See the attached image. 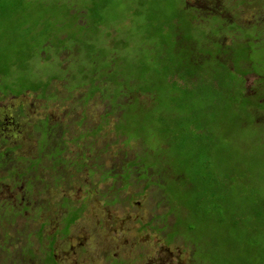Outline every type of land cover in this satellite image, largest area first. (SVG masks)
I'll use <instances>...</instances> for the list:
<instances>
[{
  "label": "rangeland",
  "instance_id": "rangeland-1",
  "mask_svg": "<svg viewBox=\"0 0 264 264\" xmlns=\"http://www.w3.org/2000/svg\"><path fill=\"white\" fill-rule=\"evenodd\" d=\"M55 1L57 0H0V82L3 84L10 82L25 90L31 87L30 83L33 84L37 79H43L45 84L49 82L48 78L51 76L61 79L59 81H53L52 85H49V98H44L40 95H38V98L37 94L29 92L22 96L11 97V95L6 97V99H0V106L3 108H12L13 106L12 110H17L23 105L22 107L25 109L23 113L8 112V119L4 117V113L2 116L0 115V120L6 118V123H9L8 128L10 131L7 132L5 130V133L11 138L8 144L11 146L7 148L6 151H0V169L4 165L1 164V161L4 157L6 158V155L10 154L13 157L16 156V158H14L15 163L12 162L11 167L10 164L5 165L7 168L10 167L8 169L9 175H0V184L8 180L12 181V179H15V181L26 179L28 180L26 183L27 185L30 180H34L32 183L36 184L37 181L43 182L39 177L40 174L42 177L45 176L49 179L48 174L50 170L52 175L59 176L66 171V168L77 164L74 160H69L70 164L67 165L64 160H62L64 158L60 157L67 141L68 144L65 147L67 149H64L66 157L74 158L76 155L83 156L85 153L86 164L88 166L97 165L96 170L99 171H95V174L92 176L93 184L96 186L95 189L97 191V193H95V199L100 202V205H104V201L113 202L115 198L116 201L118 199L121 200L122 202L116 204V208L113 209V211L117 210L114 215L123 217L126 213V209L129 207V201L127 204H124V201L130 198L131 193L141 192L146 182V179L143 178L144 176L142 178L139 177L143 172L139 173L141 170L136 171L135 168H133L132 173L129 174L130 176L127 183L130 184L128 190L124 188L125 183L119 178L127 173V171H125L126 166L123 168L122 165L126 164L128 160H133L135 153L138 152L140 147L135 146L131 152V148L123 143V138L115 135L111 130L116 123L115 117H112V119L104 124V131L99 130L100 124L103 123V114L108 111L106 101H103L102 96L99 94L95 96L94 99H89L86 104L87 106L84 108L82 102L83 92L80 89L71 92L69 87H67L69 86L68 81L62 79L65 78L68 73L74 72L73 75H76L77 70L80 68H87L88 70L89 65L87 62L83 64L82 67H79L77 63L83 54H75L71 51V48H69L74 45L72 39H74L73 36L76 35V26L80 17L75 10L77 11L79 7L82 6V4H80L82 0H58L60 3L64 1L68 4L75 2L76 7L72 15L65 14L64 12L60 13V8L58 6L53 7ZM189 1L188 4L191 3V5L196 7L201 5L202 11L200 14L192 13V10L186 11V7L184 6L186 0H107L106 2L109 9L107 13H105L104 24L101 25V27L96 26L97 20L94 23V19L90 18L89 27L92 28L94 26V29H98V34L95 38V44L98 45L96 49H104L102 45H104L109 52H111V49L118 48L119 50L117 52L123 54L129 61L136 59L138 56V58L154 56L155 58L162 57L166 59L169 51L165 48H148L147 45H161L162 41L160 37L162 34L163 36L170 35V38H175L177 37L176 35L180 33L179 28L182 29L181 31L183 34L188 28H193L192 32H190L192 37H190L189 40H192V42L197 41V44L200 46L198 47L200 49L197 50L202 53H207V48H209L207 46V44H209L207 37L201 38L202 40L195 37V31L193 32L195 26L193 22L199 26L196 28H201L202 31L204 29L207 30V21L203 22L199 19H201L202 16H206L207 18V13H209L207 11L211 9H209L207 5V0ZM214 1L216 2V0ZM73 5L74 4H72V6ZM101 6L106 5H96L97 10H99ZM131 6H134L136 9L139 8L141 14L129 11ZM50 9L52 11H50ZM44 10H48L46 12L49 13H43ZM181 11H184V13L181 14ZM238 11L240 15L238 19H241L239 23H243L244 21L247 22L251 19L250 6H241ZM127 12L128 14L125 15ZM263 16L264 12L261 17ZM204 18L202 20H204ZM261 21L264 22L263 20ZM155 25H158V27L155 28ZM210 30L215 33L218 31L214 27H211ZM109 33H111V39L109 38L108 40L106 37ZM107 41L108 43H106ZM171 42H174V40H171ZM115 44L119 45L116 47ZM124 45H127V47L124 48ZM61 48L68 49L69 54L64 53V51L62 54H59L58 51ZM19 49L31 50L26 60H20L22 59V55L19 54ZM46 54L48 55L47 58H45ZM255 54L258 59L259 51L256 50ZM52 57L55 59L62 57L64 65L56 66V64L61 63V61L53 60ZM205 65V67H207V61ZM63 67H65L64 70ZM225 76L226 80H233L235 78V75L232 73H229V76L228 74ZM28 80L30 81L29 84ZM254 81V76H249L247 78L248 92L254 90L257 86V83H254ZM70 84L71 88H73L76 84L75 80L74 82L71 80ZM237 90L241 91L242 88L239 87ZM47 114L51 115L50 124H48L52 128L51 131L57 133L58 136L65 135L66 141L60 137H55L56 135H52L53 137H51V134L46 129L43 130L46 126V121L40 120L45 119L44 117ZM38 124H41L40 131L36 129ZM15 126H19L21 132L18 133ZM11 132H13V134ZM7 134H5L6 137H9ZM13 139L19 141V150L15 151L16 144H13V142H15ZM72 140H74V142ZM188 149L189 147H183L180 148L178 152L185 154L188 158L190 155L193 156L194 153L190 152ZM225 151L223 161L220 163L223 172L225 173L226 171L229 176H233L234 179L240 180L242 184L246 183L247 177L251 176L252 178V185L249 184L251 186L249 188V194L245 193V191L248 190L245 187H243L244 191L239 190L238 194L244 200H247V195L252 196L250 202L252 200L255 201L254 198L256 197L257 191L264 198V149L257 146L249 148L233 146L229 149V152H227V150ZM215 152L216 150H210L207 153L212 155ZM177 156L178 155L174 153V160ZM221 156L219 157L220 159ZM206 159L207 155L205 154V156H202V160L204 161ZM199 162L201 161H197V163ZM72 163H74V165ZM98 166H100L101 169L103 168L104 171H100ZM198 167H200V163ZM217 167L220 168V166ZM107 169H111L113 171L111 174L116 175L115 183L112 182L111 179L108 181L100 180L101 173H104ZM86 172L87 170L85 171L83 169L80 174H75L74 178L85 179ZM119 174L120 176L117 177ZM161 175V173L157 174L152 172L147 176L153 183V185L146 188L147 198L145 203L148 205V212L154 215L155 213H166L168 210L167 202L163 201L162 195L165 196L168 204L170 203L169 206L172 212L175 211L177 213V226L173 236L175 237L180 234L182 238L184 237L183 240L185 239V241L195 244L197 246V252H195L196 257L199 258L203 264L212 263L210 262L211 257L209 255H216L214 249H217L218 253H221L220 256H218L220 260L217 264H260L259 255L254 253L252 248L245 246L255 241L254 236L257 228L254 224L248 227L242 223L237 232H232V230L230 232L224 231L221 234L215 232L213 227L215 219L207 223V214L206 221L202 219L199 220L195 215L196 210L201 211L200 215L202 218L205 217L204 213H207V196H205L207 192H202L201 183L195 181L194 187L191 182L186 183V185L190 187V190L185 191L183 184L186 180L182 181L184 183L181 182L180 184L179 181H172L174 180L173 176L167 177ZM6 176H8L7 179L5 178ZM11 176L12 179L10 178ZM175 176L177 177V175ZM45 177H43V179L51 181ZM187 177H189V175ZM86 181L91 182L88 178ZM38 186L42 188L41 183H38ZM258 187H260V190ZM110 189H113V193H108ZM58 190H56L55 197L53 191H51L53 194L49 195L55 202L60 199L61 194ZM155 190L158 191L160 196ZM183 191L189 192L187 201L181 198L183 196ZM237 191L238 185L236 187V192ZM75 192H71L72 194L75 193V195H72L73 198L78 199L83 197V195L78 197L80 194L78 191ZM98 192L100 193L98 194ZM101 193H105L103 194V199H101ZM126 197L128 198L126 199ZM239 198L240 197L236 198V196H234L233 200L238 201ZM157 201L161 202V207L154 208ZM182 201L184 202L181 203ZM248 207L249 209L247 211H254V205ZM261 208L264 210L263 207ZM135 209L136 207H133V211H135ZM255 210L258 211L257 209ZM99 211L103 212L101 210ZM237 213H239V211ZM11 214L12 213H9V215ZM248 214L253 215V212H249L247 215L245 214L249 219L250 217ZM100 215H102L101 217L105 216L104 213ZM212 216L214 218L216 214H212ZM173 217L174 216H170L168 218L169 224L173 223ZM240 219H242V217H240ZM226 220L227 223L231 221L229 218H226ZM94 223V220L89 222L86 218L81 222L80 227L87 225L88 228H92ZM80 227L78 229H80ZM130 227H133L132 223ZM78 229L75 230V232L78 233ZM232 233L235 237L231 236ZM228 237H230V240ZM27 238L29 240L30 237L28 236ZM207 239L208 241L210 239L214 247L208 245ZM259 240L261 243H264V238H260ZM229 241L231 244L239 247L236 249V247L230 244V247L224 245ZM20 245L22 244L10 245V248L13 249L12 251H18ZM207 245L209 248H207ZM180 246L182 247L181 242ZM220 247H223V249H220ZM0 252L1 261L2 256H5L6 253ZM123 252L125 251L123 250Z\"/></svg>",
  "mask_w": 264,
  "mask_h": 264
},
{
  "label": "trees",
  "instance_id": "trees-1",
  "mask_svg": "<svg viewBox=\"0 0 264 264\" xmlns=\"http://www.w3.org/2000/svg\"><path fill=\"white\" fill-rule=\"evenodd\" d=\"M106 1H79L82 6L77 11L74 9L75 2H54L53 7L58 6L60 13L72 15L75 10L79 14L76 35L72 39L74 45L69 48L75 54H83L77 63L79 67L87 62L89 65L88 70L80 68L76 75H73L74 72L68 73L62 79L68 81L67 87L71 92L79 89L83 92L84 108L87 106V100L94 99L99 94L103 101H106L108 111L103 114V123L100 124L99 130H104V124L112 117L116 118V123L111 129L115 135L123 138V143L131 148V152L135 146L140 147L134 159L127 161L130 166H139L138 169L145 171V175L153 172L167 177L173 176L172 181H179L180 184L186 180L185 183L182 182L185 191L190 190L186 183L191 182L193 187L195 181L201 183L202 192H207V213H204L205 217L202 218L201 211L196 210L195 215L199 220L206 221V214L207 223L215 219L213 227L215 232L220 234L231 230L237 232L242 223L248 227L254 224L257 228L255 241L245 246L252 248V251L259 255L260 264H264V243L259 240L264 238V210L261 208H264V198L257 191L255 201L250 202L252 196L248 195V201L244 200L238 192L244 191L245 187L248 189L245 193L249 194V184L252 185L250 174L246 183L242 184L226 171L224 173L220 164L224 151L229 152L233 146H257L264 149V22L261 21H264V16L261 17L264 12V0H207L211 10L207 11V18L202 16L199 19L207 21V30L196 28L199 26L193 22L195 37H207V53L197 50L200 49L197 41L189 40L193 28H188L184 34L179 28L177 37L170 38V35L162 34L161 45H147L148 48H165L169 51L166 59L138 56L131 61L118 53V48L109 52L102 45L104 49H96L98 45L95 44V38L98 29L89 27L90 18L94 19V23L97 20L96 26L101 27L104 24L105 13L109 9ZM189 2L186 0L184 5L186 11L192 10V13L200 14L201 5L196 7L188 4ZM98 4L106 6L97 10ZM247 5L251 7V19L239 23L241 19H238V9ZM44 11L45 14L49 13L46 12L48 10ZM129 11L141 14V10L134 6H131ZM184 11H181V14ZM154 27L157 28L158 25ZM211 27L217 29V33L211 32ZM106 38L111 39V33ZM117 45L119 44H115L116 47ZM126 47L127 45H124V48ZM256 50L259 51L258 59ZM63 51L69 54V50L65 48L59 49L58 53L62 54ZM30 52L29 49H19V54L22 55L20 60H26ZM52 59L55 60L53 57ZM229 73L235 75L233 80L225 79V75L229 76ZM249 76L255 77L254 83L256 82L257 86L248 92ZM56 78L59 80V77ZM56 78L49 77L46 84L43 79H37L25 90L10 82H0V99L11 95L22 96L29 92L37 94V97L40 95L49 98V85L51 86ZM71 80L76 82L73 88ZM29 82L28 80V84ZM239 87L242 88L241 91L237 90ZM183 147H189L188 150L194 152L193 156L187 158L185 154L179 153L178 150ZM210 150L216 152L210 155L207 153ZM174 153L178 155L175 160ZM205 154L207 159L203 161L202 156ZM197 161H201L200 167ZM258 188L260 190V187ZM185 191L181 198L187 201L189 192ZM234 196L240 197L239 200L234 201ZM253 205L254 211H247L248 206ZM249 212H253V215L248 214V219L245 214ZM212 214L216 216L213 218ZM226 218L231 221L227 223ZM231 236L235 237L233 233ZM208 243L214 247L210 239ZM229 244L236 249L239 247L230 241L224 245L230 247ZM214 250L215 256L209 253L211 264H217L220 260L218 256L221 253H218L217 249Z\"/></svg>",
  "mask_w": 264,
  "mask_h": 264
},
{
  "label": "flooded vegetation",
  "instance_id": "flooded-vegetation-1",
  "mask_svg": "<svg viewBox=\"0 0 264 264\" xmlns=\"http://www.w3.org/2000/svg\"><path fill=\"white\" fill-rule=\"evenodd\" d=\"M47 56L46 54L45 58ZM55 60L61 61L56 66L64 65L62 57ZM59 80L55 79L54 81ZM22 106L17 109L18 111L12 110L13 106L12 108L0 106V115L2 116L4 113V117L8 119V112L23 113L25 109ZM50 116L47 114L45 119L40 120L46 121L43 130L46 129L51 137L56 135L55 137L66 141L65 135L58 136L57 133L51 131L52 128L48 125ZM6 118L0 120V151H6L11 146L8 145L11 138L5 133V130L10 131ZM40 125L36 126L39 131ZM15 128L18 133L21 132L19 126H15ZM13 132L11 133L13 134ZM4 133L9 137H6ZM13 140H15L13 144H16L15 151L19 150V141ZM72 141L74 142V140ZM67 144L66 141L65 150ZM64 149L60 155L64 158L62 160L67 165L70 164L69 160H74L77 164L72 163L74 166L66 168V171L59 176L52 175L50 170L49 179L43 177L51 181L43 179L40 174L39 177L43 182L37 181L36 184L32 183L34 180H30L28 185L26 179L15 181L12 176L10 177L12 181L8 180L0 184V251L6 253L5 256H2L0 264H203L196 257L197 246L195 244L183 240L184 237L182 238L180 234L173 236L177 226V213L172 212L162 193L163 201L167 202V212L149 214L148 205L145 203L146 188L153 183L151 179L147 178L148 175H144L145 171H139V173L143 172L139 177L144 176L143 178L146 179L142 191L131 193L130 198L126 197L128 199L124 201V204L129 201V207L126 209L125 215L119 217L114 215L117 210L113 211V209L116 208V204L122 202L121 200L116 201L115 198L113 202L104 201V205H100V202L95 199L97 191L92 176L95 171H99L96 170L97 165L88 166L85 162V153L83 156L76 155L74 158L66 157ZM14 158L16 156L13 157L9 154L2 159L1 164L4 165L0 169L2 172L0 175L9 173L8 169L12 166V162L15 163ZM6 164H10V167L7 168ZM125 166L127 173H124L125 175L122 177H119V174L117 177L123 180L124 188L128 190L129 174L132 173L133 168L136 171L139 170V166H130L127 161L122 165L123 168ZM98 167L100 171H104L103 168ZM83 169L87 170L85 179L74 178L75 174H80ZM112 172L111 169L105 170L104 173H101L100 180L111 179L115 183L116 175L111 174ZM7 177L5 178L7 179ZM87 178L91 182H87ZM38 183L42 184L43 189L38 186ZM56 190L61 195L60 199L55 202L49 195L54 192L55 197ZM75 191L80 194L78 197L82 195L83 197L73 198L72 195H75ZM109 192L113 193V189H110ZM155 192L159 195L157 190ZM101 194V199H103L105 193ZM160 204L161 202L157 201L154 208L161 207ZM133 207H136L135 211H133ZM9 213L12 214L9 215ZM101 213H104L105 216L101 217ZM170 216H174L172 224L168 223ZM86 218L89 222L95 221L92 228H88L87 225L80 227L81 222ZM131 223L133 227H130ZM79 227L80 229H78ZM77 229L78 233L75 232ZM26 236L30 237L29 240ZM18 243L22 244L20 249L12 251L10 245Z\"/></svg>",
  "mask_w": 264,
  "mask_h": 264
}]
</instances>
